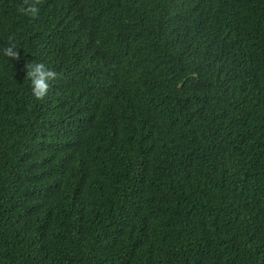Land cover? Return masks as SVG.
Wrapping results in <instances>:
<instances>
[{"label":"trees","instance_id":"obj_1","mask_svg":"<svg viewBox=\"0 0 264 264\" xmlns=\"http://www.w3.org/2000/svg\"><path fill=\"white\" fill-rule=\"evenodd\" d=\"M21 6L0 0V264H264V0ZM26 62L57 73L43 100Z\"/></svg>","mask_w":264,"mask_h":264},{"label":"clouds","instance_id":"obj_2","mask_svg":"<svg viewBox=\"0 0 264 264\" xmlns=\"http://www.w3.org/2000/svg\"><path fill=\"white\" fill-rule=\"evenodd\" d=\"M39 4V0H24V5L21 6L19 11L24 15H30L35 17L39 8L36 6ZM3 55L9 59L19 61L20 53L15 42H11L9 46H6L3 50ZM25 67L27 69L26 77L31 82V93L37 100H43L49 91V81L57 78V73L46 67L43 62H26Z\"/></svg>","mask_w":264,"mask_h":264}]
</instances>
